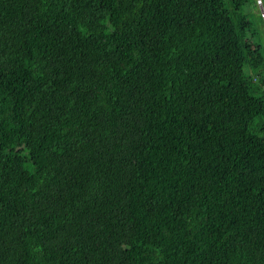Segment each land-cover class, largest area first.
Here are the masks:
<instances>
[{
  "label": "trees",
  "instance_id": "16d2710c",
  "mask_svg": "<svg viewBox=\"0 0 264 264\" xmlns=\"http://www.w3.org/2000/svg\"><path fill=\"white\" fill-rule=\"evenodd\" d=\"M253 1L0 0V264H264Z\"/></svg>",
  "mask_w": 264,
  "mask_h": 264
},
{
  "label": "rangeland",
  "instance_id": "374dc122",
  "mask_svg": "<svg viewBox=\"0 0 264 264\" xmlns=\"http://www.w3.org/2000/svg\"><path fill=\"white\" fill-rule=\"evenodd\" d=\"M251 9L249 11V16L252 21V24L255 26L254 29L256 30V37L259 43L262 45L264 49V20L261 17L264 16V0L258 1L254 0L250 5Z\"/></svg>",
  "mask_w": 264,
  "mask_h": 264
},
{
  "label": "bare ground",
  "instance_id": "6f19581e",
  "mask_svg": "<svg viewBox=\"0 0 264 264\" xmlns=\"http://www.w3.org/2000/svg\"><path fill=\"white\" fill-rule=\"evenodd\" d=\"M244 246V245H243ZM240 253V252H239ZM261 255V254H260Z\"/></svg>",
  "mask_w": 264,
  "mask_h": 264
}]
</instances>
